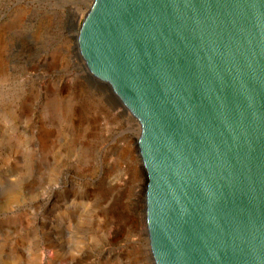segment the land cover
<instances>
[{
  "label": "water",
  "instance_id": "95a60500",
  "mask_svg": "<svg viewBox=\"0 0 264 264\" xmlns=\"http://www.w3.org/2000/svg\"><path fill=\"white\" fill-rule=\"evenodd\" d=\"M78 50L139 123L154 264H264V0H94Z\"/></svg>",
  "mask_w": 264,
  "mask_h": 264
},
{
  "label": "rangeland",
  "instance_id": "374dc122",
  "mask_svg": "<svg viewBox=\"0 0 264 264\" xmlns=\"http://www.w3.org/2000/svg\"><path fill=\"white\" fill-rule=\"evenodd\" d=\"M57 1L0 0V264H154L139 123L78 50L94 0Z\"/></svg>",
  "mask_w": 264,
  "mask_h": 264
},
{
  "label": "bare ground",
  "instance_id": "6f19581e",
  "mask_svg": "<svg viewBox=\"0 0 264 264\" xmlns=\"http://www.w3.org/2000/svg\"><path fill=\"white\" fill-rule=\"evenodd\" d=\"M57 3H59L60 4V6H62V7H64V5H72L71 7H75V5H76V3L74 2V0H60V1H57ZM77 4H79V3H77ZM78 6V5H77ZM89 11H90V9L87 11V13H86V15H85V18H86V16L88 15V13H89ZM85 18H84V20H85ZM83 20V21H84ZM81 27H82V23H81V25H80V29H78V31L80 32V30H81ZM78 33V32H77ZM78 35H79V33L78 34H76V37H77V39H78ZM1 51V50H0ZM72 64H73V67L75 68V70H79L80 69V65L76 62V61H73L72 62ZM88 69V68H87ZM89 71V70H88ZM90 72V71H89ZM91 74V73H90ZM92 75V74H91ZM93 76V75H92ZM93 77H95V76H93ZM96 78V77H95ZM96 79H98V78H96ZM99 80V79H98ZM99 81H101V80H99ZM102 82V81H101ZM103 83H105V82H103ZM107 84V83H106ZM122 103V102H121ZM131 129H132V127H131V125H129L128 126V129H127V131H126V133L127 134H131ZM94 130L96 131L97 129H94L93 127H90L89 129H88V134H92V133H94ZM139 137H140V135H139ZM139 137H136V138H133V141L134 142H136V145L138 146V140H139ZM126 149H124V148H122V149H116V151H114V152H111V153H107V154H105V157H106V161H107V159H111L110 161H111V163H108V169H107V174H108V176L109 175H111V172H114L115 170H117V168L119 167V165H120V163H122V161H123V158H124V156H125V153H126V151H125ZM128 151V150H127ZM108 162V161H107ZM147 176V175H146ZM147 185V184H146ZM145 194H146V189H145V192H144V196H145ZM120 232H117V233H115V238H118V237H120Z\"/></svg>",
  "mask_w": 264,
  "mask_h": 264
}]
</instances>
